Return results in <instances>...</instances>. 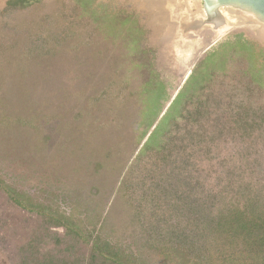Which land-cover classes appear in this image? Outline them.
I'll return each mask as SVG.
<instances>
[{"label":"rangeland","instance_id":"obj_1","mask_svg":"<svg viewBox=\"0 0 264 264\" xmlns=\"http://www.w3.org/2000/svg\"><path fill=\"white\" fill-rule=\"evenodd\" d=\"M7 2L0 0V114L14 122L0 126V180L47 212L73 217L85 233L98 232L137 264H164L145 247L149 232L135 211L155 150L137 158L192 82L206 87L204 96L228 101L239 88L236 99L264 106V85L249 82L251 73L264 77V27L243 14L254 24L232 29L203 55L193 39L179 55L166 45L175 24L146 0H93L88 13L79 0L11 12ZM150 82L155 100L142 105ZM145 107L159 114L142 139ZM223 148L235 152L231 142ZM209 167H201L207 189L226 176L208 178ZM10 211L0 208V220Z\"/></svg>","mask_w":264,"mask_h":264},{"label":"trees","instance_id":"obj_2","mask_svg":"<svg viewBox=\"0 0 264 264\" xmlns=\"http://www.w3.org/2000/svg\"><path fill=\"white\" fill-rule=\"evenodd\" d=\"M39 1L8 0L6 11ZM79 1L80 10L87 12L93 0ZM260 76L251 73L249 81L258 90L264 85ZM250 84L243 87L252 95ZM190 85L137 158L142 162L155 150L154 168L141 181L148 188L135 210L149 232L145 247L164 264H264V106L249 97L236 99L239 88L225 101L201 94L206 87L199 82ZM152 94L151 82L146 83L140 91L142 105L155 100ZM179 104L183 107L175 109ZM157 114L143 108L140 138ZM13 122L0 114V126ZM163 135L166 140L159 141ZM230 142L234 154L223 148ZM205 163L215 175L208 178L226 175L223 184L206 188ZM0 199V208L11 210L0 220V264H137L98 232L85 233L73 217L47 212L2 180Z\"/></svg>","mask_w":264,"mask_h":264},{"label":"water","instance_id":"obj_3","mask_svg":"<svg viewBox=\"0 0 264 264\" xmlns=\"http://www.w3.org/2000/svg\"><path fill=\"white\" fill-rule=\"evenodd\" d=\"M202 6L203 11L201 12L198 24L195 26H188L189 43L192 44L194 39L200 46H204V49L200 55L205 54L215 44H217L229 31L237 28L239 25H253L255 21L248 19L243 14L253 16L259 25L264 27V0H198ZM234 18L240 17L239 20L235 21ZM241 18L244 20L242 21ZM175 30H172L168 39L167 48L174 50L175 53L177 48L174 49L172 46L174 38L177 35V28L180 27L177 22ZM186 30V29H185ZM206 33H209L211 38L204 41ZM182 40H184L181 37ZM185 42V41H184ZM183 44V43H182ZM181 49L184 51L187 45H181ZM184 81L189 78L192 70L188 72Z\"/></svg>","mask_w":264,"mask_h":264},{"label":"bare ground","instance_id":"obj_4","mask_svg":"<svg viewBox=\"0 0 264 264\" xmlns=\"http://www.w3.org/2000/svg\"><path fill=\"white\" fill-rule=\"evenodd\" d=\"M190 0H188V2H189ZM197 2H199L198 0H196ZM146 2H149V4L152 6V8H154V6L155 7H158L159 8V6H160V11H161V16H165L166 14L163 12V11H165V6H167L168 7V4L170 3H172V4H174V6L172 5V6H170L171 8H175V3H176V0H146ZM184 7L185 8H187L186 7V5H184ZM185 10V9H184ZM184 10H182V11H184ZM165 14V15H164ZM177 14H178V12H177ZM199 15H200V12L199 13H197V14H192V15H189V16H187L186 14H184V16L183 15H180V17L179 16H177L176 15V20L177 21H179L178 23H179V25H180V27L179 28H177L178 29V33H177V35L175 36V38H174V42H173V44H172V46L174 47V49L175 48H177V51H179L180 52V54L179 55H182L183 53H184V51L181 49V45H189V43L187 44L186 43V41H187V39H189V35L188 34H186L188 31V26L189 25H191V26H195L196 27V25L198 24V21H199V19H200V17H199ZM240 19V17H237V18H234L233 17V20H235V21H237V20H239ZM169 23L171 22V23H173L172 22V20H170V17H169ZM241 20L243 21L244 19L243 18H241ZM176 25V24H175ZM175 27L176 26H173V29L172 30H174L175 29ZM186 29V30H185ZM173 32V31H172ZM181 37L184 39V40H182L181 39ZM212 36H210L209 35V33H206V35H205V37H204V41H206V40H208L209 38H211ZM185 41V42H184ZM183 43V44H182Z\"/></svg>","mask_w":264,"mask_h":264},{"label":"flooded vegetation","instance_id":"obj_5","mask_svg":"<svg viewBox=\"0 0 264 264\" xmlns=\"http://www.w3.org/2000/svg\"><path fill=\"white\" fill-rule=\"evenodd\" d=\"M197 2V1H196ZM174 6V4H168V7L167 6H165V11H166V13H168V15H169V17H170V20H172V24H176L175 22H179V21H177L175 18H176V15L177 16H179L180 17V15H183L184 16V14H186L187 16H189V15H192V14H197V13H199L200 12V15H199V17L201 16V12L203 11V9H202V6H201V4L199 3V2H197V5H194V7H196V9L194 10V7L191 9L190 7V1L188 2V0H176V3H175V8H171L170 6ZM184 5H186V7L187 8H185L184 7ZM155 7V6H154ZM185 9V10H184ZM182 10H184V11H182ZM177 12H178V14H177ZM165 13V12H164ZM178 25H179V23H178ZM175 26V25H174ZM175 30V29H174ZM179 31H178V29H177V33H178ZM189 39H187V41H186V43L188 44L189 43ZM186 49L188 50V51H190L191 49H193L192 48V44L191 43H189V45L188 46H186ZM185 49V51L184 52H186L187 50Z\"/></svg>","mask_w":264,"mask_h":264}]
</instances>
